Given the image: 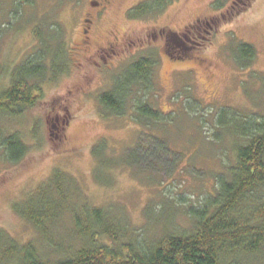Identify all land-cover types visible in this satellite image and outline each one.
<instances>
[{
  "label": "rangeland",
  "instance_id": "1",
  "mask_svg": "<svg viewBox=\"0 0 264 264\" xmlns=\"http://www.w3.org/2000/svg\"><path fill=\"white\" fill-rule=\"evenodd\" d=\"M89 1L29 0L18 7L17 0H0L5 72L0 86L37 44L39 27L46 37L62 36L68 52L67 70L55 80H42L43 97L35 107L17 119L0 117V128L20 132L29 145L16 163L0 159V230L21 243L45 247L14 205L58 169L72 176L78 189L74 199L81 196L79 203L108 210L131 238L151 241L166 231L189 230L190 209L215 193L217 178L243 143L217 126V113L230 109L243 117H264V0H218L221 8L215 0H169L137 19L128 12L146 0H114L88 46L81 28ZM54 23L61 30L45 27ZM242 43L255 49L244 67L238 57ZM63 52L60 43L48 46L50 63L63 64ZM142 57L156 63L152 91L138 88L147 91L148 102L166 120L146 129L155 141L131 119L132 105L126 116L101 114V94L130 79L122 72ZM140 136L147 142L136 147ZM101 141L104 162L95 156ZM68 216L54 230L53 240L62 247L49 249L52 256L72 243Z\"/></svg>",
  "mask_w": 264,
  "mask_h": 264
},
{
  "label": "trees",
  "instance_id": "2",
  "mask_svg": "<svg viewBox=\"0 0 264 264\" xmlns=\"http://www.w3.org/2000/svg\"><path fill=\"white\" fill-rule=\"evenodd\" d=\"M17 1L18 7L23 5L22 1L29 2ZM169 2L146 0L130 9L128 15L132 19L142 18L163 9ZM215 2L218 8L223 6L218 0ZM16 12L19 13V9ZM45 27L50 32L61 30L55 23ZM43 28L34 31L37 44L24 60L10 68L5 85L1 83V118L23 117L42 99V80L48 76L55 80L67 70L68 52L62 36L46 37ZM58 43L64 48V62L56 67L50 63L47 49ZM238 57L243 67L249 66L255 49L242 43ZM155 63L150 57L132 62L122 72H126L123 77L131 78L99 98L105 118L109 114L126 116L132 105L131 119L143 125L145 138L152 141H155L154 134L146 129L166 122L165 115L147 100V91H152ZM2 70L0 67L3 77ZM140 85L147 91L139 89ZM216 120L219 128L233 133L243 143L235 148L234 162L227 163V170L217 178L215 193L201 206L190 209L193 224L189 230L166 231L151 241L131 238L108 210L88 202L79 203L81 196L74 199L78 189L72 176L58 169L26 199L19 201L20 206L26 205L24 209L18 208L19 202L14 205V210L42 236L45 247L33 241L21 243L0 230V264H264V117H243L233 110L222 109ZM145 138L140 136L136 147L147 142L143 141ZM104 147L102 141L95 145L97 161L104 162L100 159ZM135 149L128 152L131 154ZM28 152L29 145L20 132L0 128V159L16 163ZM65 214L72 224V243L52 256L49 249L62 247L53 239H56L54 230Z\"/></svg>",
  "mask_w": 264,
  "mask_h": 264
},
{
  "label": "flooded vegetation",
  "instance_id": "3",
  "mask_svg": "<svg viewBox=\"0 0 264 264\" xmlns=\"http://www.w3.org/2000/svg\"><path fill=\"white\" fill-rule=\"evenodd\" d=\"M113 2L114 0H90L88 2L87 8L83 13L84 19L81 28L82 40L88 46L93 39V37L90 36L91 32L95 28V25L104 19L106 14L108 15V11L113 9ZM109 44H111V42ZM98 51H100V49Z\"/></svg>",
  "mask_w": 264,
  "mask_h": 264
}]
</instances>
